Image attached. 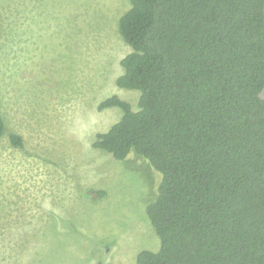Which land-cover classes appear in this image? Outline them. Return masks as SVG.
Listing matches in <instances>:
<instances>
[{
	"label": "trees",
	"instance_id": "trees-1",
	"mask_svg": "<svg viewBox=\"0 0 264 264\" xmlns=\"http://www.w3.org/2000/svg\"><path fill=\"white\" fill-rule=\"evenodd\" d=\"M118 31L115 84L139 91L137 109L101 100L121 116L92 146L157 171L159 247L135 264H264V0H129Z\"/></svg>",
	"mask_w": 264,
	"mask_h": 264
},
{
	"label": "rangeland",
	"instance_id": "rangeland-1",
	"mask_svg": "<svg viewBox=\"0 0 264 264\" xmlns=\"http://www.w3.org/2000/svg\"><path fill=\"white\" fill-rule=\"evenodd\" d=\"M128 6L0 0V264H135L159 247L146 214L157 171L92 146L121 116L98 110L101 100L117 94L137 109L139 91L115 84Z\"/></svg>",
	"mask_w": 264,
	"mask_h": 264
},
{
	"label": "water",
	"instance_id": "water-1",
	"mask_svg": "<svg viewBox=\"0 0 264 264\" xmlns=\"http://www.w3.org/2000/svg\"><path fill=\"white\" fill-rule=\"evenodd\" d=\"M258 95H259V97L264 99V85H263V88L261 89V91L259 92Z\"/></svg>",
	"mask_w": 264,
	"mask_h": 264
}]
</instances>
